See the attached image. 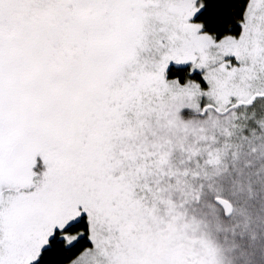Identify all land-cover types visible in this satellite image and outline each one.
<instances>
[{"label":"snow or ice","instance_id":"snow-or-ice-1","mask_svg":"<svg viewBox=\"0 0 264 264\" xmlns=\"http://www.w3.org/2000/svg\"><path fill=\"white\" fill-rule=\"evenodd\" d=\"M0 264H264V0H0Z\"/></svg>","mask_w":264,"mask_h":264}]
</instances>
